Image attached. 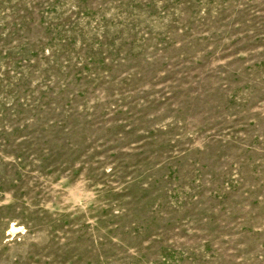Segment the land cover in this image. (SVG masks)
<instances>
[{"label": "rangeland", "instance_id": "374dc122", "mask_svg": "<svg viewBox=\"0 0 264 264\" xmlns=\"http://www.w3.org/2000/svg\"><path fill=\"white\" fill-rule=\"evenodd\" d=\"M0 264H264V0H0Z\"/></svg>", "mask_w": 264, "mask_h": 264}, {"label": "bare ground", "instance_id": "6f19581e", "mask_svg": "<svg viewBox=\"0 0 264 264\" xmlns=\"http://www.w3.org/2000/svg\"><path fill=\"white\" fill-rule=\"evenodd\" d=\"M18 230H20V228L18 229V228H16L14 225H11V229H10V232H11V233H14V232H16V231H18Z\"/></svg>", "mask_w": 264, "mask_h": 264}]
</instances>
